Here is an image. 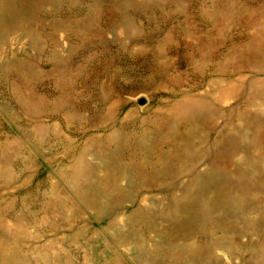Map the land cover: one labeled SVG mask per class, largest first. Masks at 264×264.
<instances>
[{
    "label": "rangeland",
    "instance_id": "obj_1",
    "mask_svg": "<svg viewBox=\"0 0 264 264\" xmlns=\"http://www.w3.org/2000/svg\"><path fill=\"white\" fill-rule=\"evenodd\" d=\"M0 264H264V0H0Z\"/></svg>",
    "mask_w": 264,
    "mask_h": 264
}]
</instances>
